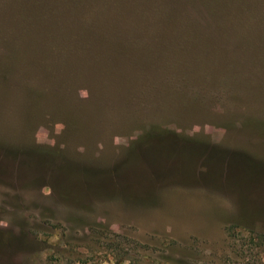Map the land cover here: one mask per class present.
<instances>
[{"label": "rangeland", "instance_id": "1", "mask_svg": "<svg viewBox=\"0 0 264 264\" xmlns=\"http://www.w3.org/2000/svg\"><path fill=\"white\" fill-rule=\"evenodd\" d=\"M169 2L0 0V264H264V0Z\"/></svg>", "mask_w": 264, "mask_h": 264}, {"label": "trees", "instance_id": "2", "mask_svg": "<svg viewBox=\"0 0 264 264\" xmlns=\"http://www.w3.org/2000/svg\"><path fill=\"white\" fill-rule=\"evenodd\" d=\"M170 0V4L179 8L182 15L185 19L181 18L178 22L181 26L189 20L190 22L185 24L187 28H194L201 31H215L217 30H229L235 25L234 20L241 13H246L247 11V2L246 0ZM226 3V13L223 12L222 8ZM157 7L156 10L163 15V20L170 19L177 22L178 18L176 15H173L174 8L166 7ZM222 12V14H221ZM188 25V26H187ZM55 117V115H53ZM39 120H44L43 116L39 117ZM156 126L152 125L148 127L147 133L142 136L139 140L142 142L146 139V135L155 136L154 132ZM51 159L55 156L52 152H44ZM52 163H55L52 159Z\"/></svg>", "mask_w": 264, "mask_h": 264}]
</instances>
